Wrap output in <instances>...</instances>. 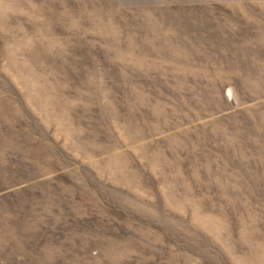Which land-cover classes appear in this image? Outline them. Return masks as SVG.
<instances>
[{
  "label": "rangeland",
  "instance_id": "obj_1",
  "mask_svg": "<svg viewBox=\"0 0 264 264\" xmlns=\"http://www.w3.org/2000/svg\"><path fill=\"white\" fill-rule=\"evenodd\" d=\"M0 264H264V0H0Z\"/></svg>",
  "mask_w": 264,
  "mask_h": 264
}]
</instances>
